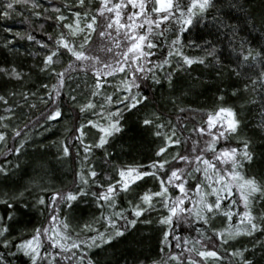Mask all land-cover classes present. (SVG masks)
<instances>
[{
  "label": "trees",
  "instance_id": "1",
  "mask_svg": "<svg viewBox=\"0 0 264 264\" xmlns=\"http://www.w3.org/2000/svg\"><path fill=\"white\" fill-rule=\"evenodd\" d=\"M173 2L176 3V0ZM4 3L5 0H0V6ZM180 3L183 4L184 0H180ZM35 4L38 6H34L31 0L19 3L8 18H0V69L8 70L0 71V95L7 100V104L0 101V116L6 117L0 120V125H7L6 128L0 127V131L6 132L5 141L0 142V164L8 169L6 174L0 173V201L9 199L14 209L11 211L8 205L0 203V217H3L0 224L8 226L9 231L5 235L12 241L7 248L0 244V264H30L29 257L18 251L16 245L22 239L30 238L34 229L49 226L51 201L55 193H60L56 198L59 202L58 218L66 220L69 227L63 231L73 240L77 236L85 239L96 235L95 231L84 229L85 224L100 231L108 227L103 215H108L109 210L101 207L91 195L102 189L91 179L87 186L83 185L79 175L82 169L85 172L89 168L94 169L98 174L95 179L101 184L119 179L117 170L122 166H144L141 170H146L153 161L161 158L156 153L165 143L163 134L170 135L175 129L173 139H178L180 143L169 146L163 154V158L169 161L165 171L170 172L174 167H187L191 171L192 165H186L179 157L194 156L205 148V142L210 137L194 129L206 127L204 121L207 113L221 106L232 107L241 123L227 141L218 142L217 148L227 145L241 147L245 140L251 141L253 160L244 162L243 173L264 182V86L258 81L260 73L264 71V61L249 58L242 63L244 50L249 47L254 53H264V0H212L204 19L182 34L174 21L162 23L160 31H163V36L157 31L151 35V40L158 46L151 49L153 55L148 57L151 63H147L146 67L153 71L139 73L141 79L137 83L140 87L132 89L148 99L134 109L123 111L121 131L110 136L103 148L93 147L91 153H85L83 143L94 144L98 139V129L87 125V121H100V116L94 115L93 111L101 113L99 106L105 105L107 95H112L116 100L125 94L121 81L126 78L127 69L125 73L105 78L107 82L100 93L92 97L95 76L91 67L81 68L79 62H74V58L62 50L58 59L54 57L52 67L56 72L65 71L64 87L58 101L63 116L46 121L45 116L52 108V102L47 101L45 94L51 91L50 86L57 80L55 73L41 69L45 56L54 47V39L60 32L68 31L63 27L66 21H58L57 17L67 15L68 11L83 12L85 9L90 14H96L100 0H85L83 6L77 4L76 0H35ZM131 10L129 5L125 12ZM148 10H151V3ZM104 19L97 14V29L91 35L87 49L92 54L97 52L94 55H98L102 62H110L107 56L115 58V53L120 49L113 42L108 46L106 39H120L122 46L124 41L123 36L117 37L114 30L111 37L99 35ZM9 28L11 32L7 30ZM146 28L145 24L141 32ZM28 35L35 39L28 40ZM177 35L181 36L184 54L202 57L204 63L181 67L182 58L174 55L170 58V64L163 68L154 67L167 58L171 42ZM76 39L79 43V37ZM41 41L47 43L49 48L42 47ZM242 41L245 42L243 45ZM70 62H73L71 68ZM12 68L22 74L19 79L9 74ZM153 74L158 83L152 79ZM253 81L257 82L254 84ZM44 85L49 87L45 88ZM71 96H75L76 100L72 101ZM88 99H93L98 107L81 112L79 106ZM117 107L123 110V105L111 104L105 105V111ZM8 108H11V112ZM145 117L154 119L155 123L144 125L142 121ZM81 123L85 124L86 133L83 143L74 138ZM161 123L165 127L159 129L162 135L157 136V124ZM13 129H22L21 136H15ZM22 139L24 147L20 153H16L14 148ZM65 144L69 146L68 154L63 151ZM205 155L211 159V152ZM194 175L197 180L202 179L200 173ZM195 183L196 180L189 178L186 187L190 188ZM80 189L87 195L62 201L66 193ZM149 189L159 190L156 179L145 177L137 181L129 192L118 194V208L127 209V215L133 218L128 201L137 203L139 195ZM169 192L173 197L179 194L172 187ZM41 197L45 200L43 205L39 203ZM236 198L239 200L238 196ZM250 200V207L258 218L257 223H260L259 217L264 214V197L260 193H253ZM228 203L224 201V204ZM237 207L243 211L242 203ZM165 215H168L167 209L157 204L139 217L135 226L129 225L123 237L108 245L90 248L83 254L94 264H177L172 257L179 254L183 264H189V257L203 260L196 251L203 245L219 252V259L216 260L220 264H240L239 257L232 254L234 250H245V258L252 264H264V229L252 235L241 233L224 243L212 230L228 227L229 222L223 215L215 216L210 221L211 226L192 218L185 219L180 214L174 217L173 224L169 226L160 223ZM238 220L239 217L234 215L231 226L235 227ZM123 224V220H118V226ZM170 227L173 234L168 235L166 243L165 232ZM42 241V251L48 250L53 254L62 251L58 247L49 248L45 237H42ZM193 247L196 250L189 252L188 249ZM63 254L68 259L57 255L56 264H79V249L64 251ZM211 260H204L203 264H212ZM42 264H48V259L45 258Z\"/></svg>",
  "mask_w": 264,
  "mask_h": 264
},
{
  "label": "snow or ice",
  "instance_id": "2",
  "mask_svg": "<svg viewBox=\"0 0 264 264\" xmlns=\"http://www.w3.org/2000/svg\"><path fill=\"white\" fill-rule=\"evenodd\" d=\"M28 2L29 0H5V3L0 6V18H8L12 12L16 11L15 6L17 4ZM84 2L85 0H76V3L81 6L84 5ZM31 3L34 6H38L35 4V0H31ZM150 3L151 10L149 11L148 5ZM129 5H131L132 10L125 12ZM211 6L212 0H184L183 4L180 3V0H176V3L173 0H100L99 7L95 9L96 14H90L88 9H85L83 12L76 11L73 14V19L63 24V27L68 31L58 34L53 41L54 47L50 48L44 58V65L41 70H50L55 73L57 80L55 84L50 86L51 91L45 94L47 101L52 102V108L45 116L46 121L57 120L63 116L58 101L64 87L65 71L56 72V69L52 67L55 63L54 57L58 59L59 53L62 50L69 53L74 58V62H79L81 68L87 69L91 67L95 76V90L91 93L92 97L100 93V90L104 87V83L107 82L105 78L113 76L116 73H125L127 69L126 78L121 81L125 94L122 97L118 96L116 100H113L112 95L105 97V105H123V110L117 107L114 110L105 111V105H100L101 113L93 111L94 115L100 116V121H87V125L98 129V139L94 144L83 143V138L86 136L84 123L79 125L77 128L78 134L74 137L83 143L85 153H91L93 147L103 148L108 143L110 136L121 131L122 112L134 109L148 99L147 96L142 95L139 91L133 92L132 89L140 87L139 83H137L141 79L138 75L139 73L153 71L152 68H147L146 64L151 63L148 60V57L153 55L151 49L158 46L151 40V35L154 31L159 32V35L163 36V31H160V25L166 21H174L179 25V33H185L190 30V27L195 26L200 20L204 19L207 10ZM55 11L59 12L60 10L55 9ZM106 13L107 16H105ZM97 14L105 17L102 30L99 32L100 36L111 37L112 30L116 32L117 37L123 36V46L120 39H113L115 47L120 49V51L115 53V58L110 62H102L98 55L92 54L87 49V45L91 40V34L96 31ZM154 14L155 19H153ZM35 15H40V13H35ZM57 19L58 21L67 20L62 14ZM145 24L147 28L141 32ZM7 30L9 32L12 31L11 28ZM16 35L20 34L16 33ZM77 37H79V43H77ZM27 39L34 40L35 37L28 35ZM40 43L42 47L49 48L47 43L43 41ZM243 43L245 42L242 41V45ZM182 49L181 36L177 35L176 39L171 42L167 58L156 63L154 67L163 68L165 65L170 64V58L174 55L182 58L183 64L180 65L181 67L184 65L190 66L196 62L204 63L202 57H190L185 55ZM108 51H112V49H108ZM249 58L264 61V53L260 51L254 53L253 49L249 47L244 50L242 63H246ZM72 63H69L70 68L72 67ZM0 71L7 72L8 70L0 69ZM9 74L15 76L17 79L22 75L15 68H12ZM152 79L157 83L159 82L155 74H153ZM168 79L171 82V75H169ZM258 81L264 86V71L260 73ZM256 82L253 81L254 84ZM44 87L48 88L49 85H44ZM41 99L43 100L44 98L42 97ZM70 99L75 101L76 97L71 96ZM220 99L222 100L223 97ZM0 101L7 104V100L3 95H0ZM79 107L81 112H85L87 110H95L98 106L93 99H88ZM7 110L11 112V108ZM4 119L6 117L0 116V120ZM105 119L106 123L101 122ZM142 122L144 125H152L155 123V120L145 117ZM240 123L232 107L221 106L208 112L207 119L204 121L206 127L198 126V128L194 129V131H198L200 134L206 133L210 137L205 142V148L194 156L179 157L186 165H192L191 171H188L187 167H174L170 172L165 171V166L169 161L163 158V154L169 146L180 143L178 139H173L176 135L175 129L171 131L170 135L167 133L163 134L165 143L159 147L156 153L161 158L153 161L146 170H141L144 166H122L117 170L119 179L101 184L95 179L98 174L94 169L89 168L86 172L82 169L79 174L81 183L87 186L91 179L102 189L100 192H92L91 195L96 198V202L101 207L109 210L108 215L102 214L108 227L104 231H100L92 228L89 224H85L83 226L84 229L95 231L96 235L87 236L85 239H80L77 236V239L73 240L71 236L63 231V229L69 227L66 220L58 218L59 202L56 198L60 196V193H55L51 201L52 214L49 218V226L34 229V234L30 238L22 239L16 245L17 250L22 251L29 257L30 264H42L45 258L48 259V264H56L57 255L62 256L63 259H68L63 254L64 251L79 249L81 252V255L78 257L79 264H85V262L86 264H94L93 260L83 253L90 248L102 247L119 237H123L129 225L135 226L137 219L146 211L155 208L157 204L168 211V215L161 217L160 223L169 226L173 224V219L178 214L185 219L192 218L197 222L202 221L208 225H210V221L215 216L223 215L229 222L228 227L224 229L213 228L212 230L224 243L227 242L228 238L241 233L252 235L255 231L264 229V214L259 217L260 223H257L258 218L250 207V197H252L253 193H260L264 197V182L258 181L254 176H246L243 173L244 162L253 160V152L250 150L251 141L245 140L241 147L227 145L217 148L219 141H227L231 134L237 132ZM0 127L6 128L7 125H0ZM164 127L165 125L162 123L157 124V136L162 135L159 129ZM21 131L22 129H13L14 135L17 137L21 136ZM5 138L6 132L0 131V142L5 141ZM23 147L24 140L22 139L19 145L15 146L14 150L16 153H20ZM9 151H12V149H9ZM63 151L65 154H68L69 146L67 144L63 146ZM206 152H211V159L205 155ZM85 160H87V156H85ZM7 171L8 169L3 164H0V173L6 174ZM162 172L163 174H161ZM194 173H200L202 179L197 180ZM145 177L156 179L159 190L152 191L149 189L143 191L139 195L137 203H133L131 200L128 201L133 215V218L130 219L127 215L128 210L118 208L117 206L118 194L120 192H129L133 184L143 180ZM189 178L196 180V183L190 188L186 187ZM170 187L178 190L179 194L173 197L169 192ZM233 189L236 191L234 192ZM82 195H87V193L83 189H80L77 192L66 193L61 199L62 201H72ZM237 196L239 200H237ZM209 197H214V199H209ZM225 200L229 201V203L224 204ZM0 203L8 205L10 210L14 211L9 199L2 200ZM39 203L41 205L45 204L44 198L41 197ZM240 203L243 204V211L237 207ZM234 215L238 216L239 220L238 224L232 227L231 221ZM9 219H11V215H9ZM2 220L3 217H0V221ZM118 220H123L124 224L118 226ZM240 225H247V227L242 228ZM8 231L7 225L0 224V244H3L6 248L12 243L5 235ZM170 234H173L171 227L165 232L166 243L168 242L167 237ZM42 237H45L49 242V248L58 247L62 251L55 254L48 250L42 251ZM176 239L179 240L180 237L177 236ZM176 246L180 247L179 244ZM194 250H196L195 247L188 249L189 252ZM196 251L197 255L203 258V260H194L189 257V264H203L204 260L219 259L218 251L208 249L203 245L200 250ZM244 251L234 250L232 254L239 257L240 264H252L250 260L245 258ZM73 254L75 255V253ZM172 258L177 261V264H183L179 254H173Z\"/></svg>",
  "mask_w": 264,
  "mask_h": 264
},
{
  "label": "rangeland",
  "instance_id": "3",
  "mask_svg": "<svg viewBox=\"0 0 264 264\" xmlns=\"http://www.w3.org/2000/svg\"><path fill=\"white\" fill-rule=\"evenodd\" d=\"M75 13V11H68V13H67V15H65V17L67 18V20H65L66 21V23L67 22H69V21H71L72 19H73V14ZM96 29H97V25H96ZM94 33V32H93ZM92 33V34H93ZM91 34V35H92ZM113 40V39H112ZM111 39H106V44L109 46L113 41H112ZM97 52H93V54H96ZM108 57V61H111V60H113L114 59V57L111 55V56H107ZM183 163V162H182ZM181 163V164H182ZM185 163V162H184ZM182 166H184L183 164H182ZM183 168V167H182ZM212 261V264H220L216 259H212L211 260Z\"/></svg>",
  "mask_w": 264,
  "mask_h": 264
}]
</instances>
